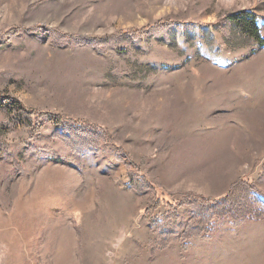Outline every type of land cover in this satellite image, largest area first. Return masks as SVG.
I'll return each instance as SVG.
<instances>
[{
	"label": "rangeland",
	"instance_id": "rangeland-1",
	"mask_svg": "<svg viewBox=\"0 0 264 264\" xmlns=\"http://www.w3.org/2000/svg\"><path fill=\"white\" fill-rule=\"evenodd\" d=\"M0 93V264H264V0H0Z\"/></svg>",
	"mask_w": 264,
	"mask_h": 264
},
{
	"label": "trees",
	"instance_id": "trees-1",
	"mask_svg": "<svg viewBox=\"0 0 264 264\" xmlns=\"http://www.w3.org/2000/svg\"><path fill=\"white\" fill-rule=\"evenodd\" d=\"M0 100L3 104L8 106L18 105L17 108L18 113L23 118H30L35 114H40V111H34L32 109L25 108L22 104H20L19 100L13 96H9L7 94L0 93ZM45 114V113H43ZM55 123L58 125H64L66 126L67 134H63V138L66 141H71L72 145H74L73 150L79 154L83 155L86 153H89L90 151H96V143L94 142V138L97 136L102 137V133L99 130L97 126L94 125H85L81 124L82 121L80 120H73L70 118H66L61 115H54ZM68 119V120H66ZM41 126L34 125L32 128V133L37 134L40 131ZM75 145H80L79 148L75 147ZM247 184L246 181H242V179H239L233 187L230 189V191L226 194V196L220 198V199H212V198H205V197H199V200L202 201L203 204H214V203H221V205H228V204H234V200L237 195L240 193H237L239 190L236 186L238 185H245ZM156 183H148V186L150 188H154ZM248 185V184H247ZM255 190V189H254ZM255 192H259L255 190ZM236 203V202H235ZM168 204V203H167ZM161 205V200L158 197H153L148 205V210L150 212H153ZM170 234L168 229H163L159 233V240L160 244L164 247L166 244V240L168 238V235Z\"/></svg>",
	"mask_w": 264,
	"mask_h": 264
}]
</instances>
